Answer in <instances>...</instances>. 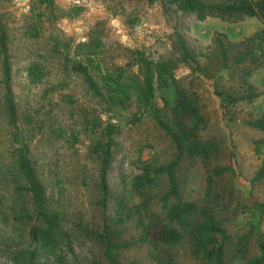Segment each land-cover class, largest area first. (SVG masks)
Returning a JSON list of instances; mask_svg holds the SVG:
<instances>
[{
    "label": "rangeland",
    "instance_id": "1",
    "mask_svg": "<svg viewBox=\"0 0 264 264\" xmlns=\"http://www.w3.org/2000/svg\"><path fill=\"white\" fill-rule=\"evenodd\" d=\"M0 21L8 32L19 122L25 127L30 156L49 202L64 215V226L71 235L72 251L66 254L70 264H107L97 234L104 218L113 214L115 197L129 193L130 181L140 171L142 160L167 162L176 153L173 142L152 117L144 114L133 122L136 106L108 104L93 95L82 75L71 69L73 58L85 61L92 49L97 50L101 66L108 69L131 61L138 51L153 61L175 62V75L199 99L205 120L201 137H214L219 143L211 166L222 165L231 157L234 168V172L214 176L213 186L208 187L211 169H206L198 157L184 156L177 169L183 196L210 207L219 223L231 229L227 254L236 251L240 234L248 235V253L235 256L238 264H245L246 256L259 253L253 224L264 236V208L258 213L247 205L252 198L264 200V177L252 180L264 157V143L258 154L255 140H264V130L249 121L264 112V58L223 68L213 37L224 32L231 41L241 40L264 27L261 18L208 15L199 19L194 12L178 10L168 0H54L49 7L38 0H0ZM180 37L203 72L193 71L182 59ZM35 63L42 72L33 80L28 70ZM136 70L134 65L132 71ZM91 71L99 79V72ZM243 77L258 94L224 106L215 87L242 92ZM158 103L161 105L160 99ZM2 104L0 82V166L8 161L11 147ZM94 120L100 126H93ZM106 122H113L116 129L108 171V206L104 210L100 204V164L91 146L103 138L101 127ZM0 187L5 193L9 185L1 182ZM6 212L2 206L0 235L26 245L28 225L9 218L5 221ZM138 234L133 222L121 226L123 240ZM173 250L177 264H211L190 253L187 239L174 244ZM148 252L145 243L125 248L119 256L121 264H130L134 258L142 264H156ZM0 264L24 263L16 262L10 250L0 246Z\"/></svg>",
    "mask_w": 264,
    "mask_h": 264
},
{
    "label": "trees",
    "instance_id": "2",
    "mask_svg": "<svg viewBox=\"0 0 264 264\" xmlns=\"http://www.w3.org/2000/svg\"><path fill=\"white\" fill-rule=\"evenodd\" d=\"M40 5L51 6L54 0H38ZM178 10L194 12L199 19L208 15L241 18L257 16L264 21V0H168ZM220 66L227 68L246 61L264 58V27L249 36L231 41L226 33L218 32L213 37ZM182 59L193 71L203 72L195 54L180 37ZM259 50V51H257ZM137 66L136 72L132 71ZM172 59L153 61L138 51L131 61L114 69L103 68L96 49L82 59L73 58L70 67L80 73L93 95L108 104L127 108L136 106L132 121H139L144 114L156 124L173 142L176 153L167 162L142 160L140 171L132 176L128 194L115 197L113 214L104 218L97 239L102 245L103 258L107 264H121L120 254L125 248L137 243L148 245L149 258L156 264H177L173 245L183 239L189 243L192 255L211 264H238L235 256L248 253V235L240 234L236 251L227 254L226 243L232 235L230 228L219 223L207 206L184 198L177 176V169L184 156L198 157L206 169L208 187L214 184V176L225 171L234 172L231 157L222 165L211 166V157L219 150L214 137L203 138L200 129L205 120L199 99L193 89L182 84L175 75ZM0 67L2 106L6 126L10 134L9 159L0 166V184L9 185L5 193L0 192V208L5 206L8 218L27 224V244H17L13 237L0 235V246L10 250L16 262L24 264H70L67 258L71 249V235L64 226V215L49 202L48 194L34 162L30 147L24 137L25 127L19 122L18 106L12 87V65L9 55L8 32L0 21ZM92 68L99 72V79ZM42 69L38 64L29 66V76L36 80ZM242 92L226 91L215 87L216 94L224 106L241 99H252L258 92L245 77ZM161 101V105L158 103ZM264 130V112L249 121ZM93 126L101 123L91 121ZM116 126L106 122L101 127L103 138L97 139L91 150L99 160L100 204L107 208L109 193L108 171L113 156V132ZM264 140H255V151L260 154ZM232 156V152L229 154ZM264 177V157L253 181ZM12 183V185H10ZM1 191V187H0ZM248 208L258 213L264 208V200L252 198ZM4 213V212H3ZM133 222L139 230L130 240L120 238L121 226ZM259 253L246 256L245 264H264V236L254 223ZM235 259V260H234ZM130 264H142L131 259Z\"/></svg>",
    "mask_w": 264,
    "mask_h": 264
}]
</instances>
